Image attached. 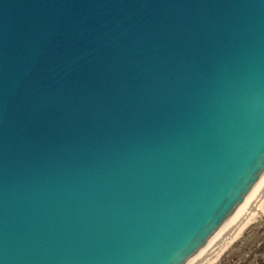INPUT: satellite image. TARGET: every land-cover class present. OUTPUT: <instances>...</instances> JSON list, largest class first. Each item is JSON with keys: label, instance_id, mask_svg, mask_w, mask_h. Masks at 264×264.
I'll return each mask as SVG.
<instances>
[{"label": "water", "instance_id": "obj_1", "mask_svg": "<svg viewBox=\"0 0 264 264\" xmlns=\"http://www.w3.org/2000/svg\"><path fill=\"white\" fill-rule=\"evenodd\" d=\"M264 175V0H0V264H187Z\"/></svg>", "mask_w": 264, "mask_h": 264}, {"label": "bare ground", "instance_id": "obj_2", "mask_svg": "<svg viewBox=\"0 0 264 264\" xmlns=\"http://www.w3.org/2000/svg\"><path fill=\"white\" fill-rule=\"evenodd\" d=\"M258 204V205H257ZM264 207V175L234 215L187 264H214ZM239 238V237H238Z\"/></svg>", "mask_w": 264, "mask_h": 264}, {"label": "rangeland", "instance_id": "obj_3", "mask_svg": "<svg viewBox=\"0 0 264 264\" xmlns=\"http://www.w3.org/2000/svg\"><path fill=\"white\" fill-rule=\"evenodd\" d=\"M238 237L214 264H264V207Z\"/></svg>", "mask_w": 264, "mask_h": 264}]
</instances>
